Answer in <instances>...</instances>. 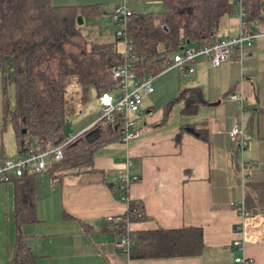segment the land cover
Listing matches in <instances>:
<instances>
[{
	"label": "crops",
	"instance_id": "obj_1",
	"mask_svg": "<svg viewBox=\"0 0 264 264\" xmlns=\"http://www.w3.org/2000/svg\"><path fill=\"white\" fill-rule=\"evenodd\" d=\"M52 3L101 4L99 15L83 16L85 21L100 18V26L111 21L114 7L123 4L132 13L163 10V0ZM243 21L236 7L220 19L213 36L216 40L238 36ZM181 89L201 95L196 112L183 115L185 101H179L166 117V104ZM142 108L136 138L127 144L116 141L97 152L95 167L102 173L61 179L52 175L49 163L35 176L38 221L24 230L38 264H264V212L245 214L248 184L264 182V39H255L242 52L234 49L218 67L200 57L193 73L182 75L177 68L163 72L153 80V91L144 94ZM99 119V105L91 104L75 119L80 126L72 136ZM237 123L242 124L249 142L245 149L239 138L230 135ZM203 132H207L206 139L200 137ZM125 174L138 176L128 197L142 201L147 216L129 223L128 232L201 228L204 249L200 254L133 260L117 246L122 233L111 222L128 205L109 183ZM14 190L12 181L0 183V264H7L15 242ZM236 241L242 245H235ZM237 258L244 261L237 262Z\"/></svg>",
	"mask_w": 264,
	"mask_h": 264
},
{
	"label": "trees",
	"instance_id": "obj_2",
	"mask_svg": "<svg viewBox=\"0 0 264 264\" xmlns=\"http://www.w3.org/2000/svg\"><path fill=\"white\" fill-rule=\"evenodd\" d=\"M246 31H262L264 0H240ZM237 0H163L159 12L132 13L126 21L125 33L134 58L131 71L138 82L164 71L169 56L189 47L210 46L213 32L220 19L234 12ZM100 5H54L52 0H0V71L3 85V112L12 123L16 139L13 157L37 145L63 144L70 118L80 113L91 101L90 91L97 97L104 91H114L119 81L112 70L125 62L124 52L118 48L123 40L88 42L78 26V16H95ZM121 26L120 21H115ZM14 58V103L8 92L6 59ZM75 98L68 100L70 86ZM76 87V86H75ZM185 101L183 115L195 113L201 95L191 89H181L179 95L165 106V116L172 106ZM164 121V120H163ZM124 119L115 115L112 121L99 119L91 128L63 146V159L51 162L49 169L56 178L77 174L102 173L95 167L99 150L120 140ZM25 131V132H24ZM183 132L177 135L179 138ZM206 139L207 132L200 134ZM10 157L2 148L0 162ZM37 173L26 171L12 176L16 235L7 264H38L39 257L27 241L24 227L38 221L35 190ZM10 181V182H11ZM0 183H3L0 181ZM7 183V182H6ZM121 200L119 181L109 183ZM122 201V200H121ZM127 211L113 219V228L128 232L129 223L147 219L142 201L129 200ZM247 212H264V182L248 184L245 198ZM85 228L88 224L83 222ZM133 260L196 256L204 249L201 228H158L128 232Z\"/></svg>",
	"mask_w": 264,
	"mask_h": 264
},
{
	"label": "built area",
	"instance_id": "obj_3",
	"mask_svg": "<svg viewBox=\"0 0 264 264\" xmlns=\"http://www.w3.org/2000/svg\"><path fill=\"white\" fill-rule=\"evenodd\" d=\"M240 17L244 18V12L241 7V1L237 0ZM132 14V11L123 4L117 6L112 13L114 21L121 22V29L117 31V35L122 37L125 42V62L117 65L112 70V76L119 81V86L114 91H104L98 97V104L100 110V119H108L112 121L115 115H120L124 119V126L120 141L128 143L133 138L139 135L138 126L143 120V102L144 94H149L153 91V80L155 77L150 76L145 80L138 82L135 74L130 70V61L134 58L130 43L125 33V25L127 18ZM244 21L241 26L240 34L238 36H231L226 39H219L210 46L204 47H189L181 49L180 51L169 56L164 63V71L172 68H177L182 75H187L195 71V63L200 57H207L210 59L213 66L218 67L222 63L229 60L234 49L242 52L243 47L251 46L255 39H264V31H246L243 28ZM234 98L238 96L234 95ZM243 128L241 123L235 124L230 131L232 138L240 139L241 149H245L249 142L244 138ZM74 137H66L63 144L51 145L48 144L45 148H40L34 145L22 154L15 157H8L0 162V181L10 182L12 176H21L26 171L41 173L48 168L51 162H57L63 159V146L71 142ZM138 180V176H131L129 174L122 175L119 181V188L122 202L127 203L130 199L128 197L129 187L132 183ZM248 215V212H245ZM132 244L128 232L121 235L117 242V246L129 253ZM235 245H242L241 242L236 241ZM237 262H243L242 258H237ZM121 264V263H115Z\"/></svg>",
	"mask_w": 264,
	"mask_h": 264
},
{
	"label": "rangeland",
	"instance_id": "obj_4",
	"mask_svg": "<svg viewBox=\"0 0 264 264\" xmlns=\"http://www.w3.org/2000/svg\"><path fill=\"white\" fill-rule=\"evenodd\" d=\"M108 5L103 4V8H108ZM101 7V4H100ZM116 7H114L115 9ZM113 9V10H114ZM112 10V12H113ZM82 16V15H81ZM83 17V16H82ZM112 17V16H111ZM113 19V17H112ZM109 21L108 23L104 24V26H100L99 21L101 20L100 18H88L86 21L83 18V23L78 24L80 27V30L83 32V34L87 37L89 41H114L116 40V35L117 31L121 29V26L115 23L114 19ZM95 20V21H94ZM103 29V32L101 30ZM107 29V30H106ZM118 48L121 51H125V42L124 40H121L118 42ZM6 75L8 78V92H9V97L11 99L12 104L14 103V85H15V74H14V58L9 57L6 59ZM73 83H75V86H70L69 87V92L67 94V99L72 102V98H75V88L77 90L79 89V85L75 82V80H72ZM90 103L83 109L85 110L88 106L91 104H98V97L97 93L94 88L91 89L90 91ZM99 105V104H98ZM80 115V113L72 116L67 124V137H70L74 135L75 132H78L77 129H79V126L75 124V119ZM76 137V136H72ZM2 148L6 151V153L12 157L15 154L16 151V139H15V133L13 131L12 123L9 118H6L4 116L3 112V85H2V79H1V71H0V150Z\"/></svg>",
	"mask_w": 264,
	"mask_h": 264
},
{
	"label": "water",
	"instance_id": "obj_5",
	"mask_svg": "<svg viewBox=\"0 0 264 264\" xmlns=\"http://www.w3.org/2000/svg\"><path fill=\"white\" fill-rule=\"evenodd\" d=\"M78 24H82L83 23V17L81 15L78 16ZM188 130L196 135H198V133L193 129V128H188ZM25 132V131H24Z\"/></svg>",
	"mask_w": 264,
	"mask_h": 264
}]
</instances>
